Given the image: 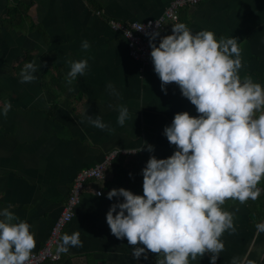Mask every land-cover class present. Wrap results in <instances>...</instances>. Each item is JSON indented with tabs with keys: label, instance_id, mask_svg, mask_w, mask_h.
<instances>
[{
	"label": "crops",
	"instance_id": "crops-1",
	"mask_svg": "<svg viewBox=\"0 0 264 264\" xmlns=\"http://www.w3.org/2000/svg\"><path fill=\"white\" fill-rule=\"evenodd\" d=\"M170 1L20 0L28 6L27 18L10 26L3 22L7 0H0V108L5 101L12 105L6 117L0 114V209L10 206V211L31 225L36 241L33 251L46 240L80 169L100 162L110 150L129 151L119 153L124 158L121 167L111 165L104 179L117 171L116 178L132 187V173L141 171L150 155L166 158L175 150L163 135L174 114L198 115L174 83L166 86L167 94L161 91L150 55L145 63L133 60L125 38L109 23L154 19ZM177 22L185 23L193 34L210 30L217 41L236 37L242 49L239 75L260 82L257 74L264 76V0H202L183 8ZM171 29L172 25L160 31L154 43L158 45ZM85 40L90 44L87 50L81 48ZM45 55L52 59L49 71ZM70 59H87L89 65L72 82L71 90L66 81ZM27 62L38 64L37 79L21 83L20 71ZM108 84L118 95L106 88ZM118 106L129 111L123 126L117 123ZM84 111L93 119L100 117L112 131L92 126ZM144 141L154 146L153 152L144 148L131 153ZM123 168L127 169L124 175ZM128 185L121 187L139 194ZM112 188L105 180L87 183L61 234L79 232L82 247H70L60 257H69L73 264H155L154 254L134 259L127 239L111 234L106 213L117 199L123 200L107 198ZM95 190L101 195H94ZM226 211L233 214L236 230L221 237L224 250L216 264H232L234 258L237 264H259L264 257V236L248 207L236 202ZM203 260L210 263L209 255L190 264H203Z\"/></svg>",
	"mask_w": 264,
	"mask_h": 264
},
{
	"label": "clouds",
	"instance_id": "clouds-1",
	"mask_svg": "<svg viewBox=\"0 0 264 264\" xmlns=\"http://www.w3.org/2000/svg\"><path fill=\"white\" fill-rule=\"evenodd\" d=\"M145 34L161 91L167 94L166 86L174 83L198 115L174 114L163 129L175 146L172 155L149 156L141 170L143 195L123 187L107 192L109 200H123L110 205L106 222L112 235L127 239L134 259L142 255L147 259L151 252L157 257L155 264H190L207 254L210 264H216L224 250L221 237L236 230L233 214L221 206L226 200L244 204L261 195L257 185L264 178V87L250 76L239 75L242 49L236 37L217 41L212 31L193 34L182 22L172 24L171 34L160 37L158 45L154 43L158 30ZM81 48L89 49V42L82 41ZM67 63L71 90L72 82L89 65L87 59ZM37 71L36 62L25 63L20 82H34ZM106 88L115 93L113 85ZM11 108L5 101L0 114L6 117ZM84 116L92 126L112 131L100 117L93 119L86 111ZM128 119L127 107L118 106L117 123L123 126ZM144 148L154 151L144 141L131 153ZM9 208L0 209V264H28L36 247L31 225ZM256 227L264 232V223ZM70 247H82L79 232L61 236L57 255ZM232 264H237L235 258Z\"/></svg>",
	"mask_w": 264,
	"mask_h": 264
},
{
	"label": "built area",
	"instance_id": "built-area-1",
	"mask_svg": "<svg viewBox=\"0 0 264 264\" xmlns=\"http://www.w3.org/2000/svg\"><path fill=\"white\" fill-rule=\"evenodd\" d=\"M200 1L202 0H171L163 12L154 19L142 22L110 20V27L113 30L119 31L125 38L131 58L137 62L145 63L150 55L149 37L145 33H151L156 30L159 32L163 31L165 27L178 21L180 11L183 8L194 6ZM96 14H100V10H96ZM119 153L129 154V151L110 150L100 162H97L93 166L82 168L75 174L71 181L66 200L59 215L53 222L46 240L40 248L32 251L28 264H44L45 261H56L60 258L61 254L57 255L56 252L57 245L60 242L63 229L74 215V210L79 203L81 193L86 188L88 182L104 180L105 173L110 167L112 160ZM97 192L101 193L100 190H95V193Z\"/></svg>",
	"mask_w": 264,
	"mask_h": 264
},
{
	"label": "trees",
	"instance_id": "trees-1",
	"mask_svg": "<svg viewBox=\"0 0 264 264\" xmlns=\"http://www.w3.org/2000/svg\"><path fill=\"white\" fill-rule=\"evenodd\" d=\"M10 1L11 4L10 6H6V14L4 17L3 22L13 26V25H19L21 23H24V21L27 18V6H24L20 0H7ZM51 57L45 55L43 57V62L46 65V70L49 71V66L51 64ZM261 84V86H264V76H262L261 74H257ZM126 155V154H124ZM123 157L121 154H118L114 157V159L112 160L110 166H119L121 167L122 162H123ZM121 169V168H120ZM127 169L125 170L123 168V175L126 174ZM119 175L117 171L113 172V176L111 179L109 180H105V185L107 187H121L122 184H126L129 183L128 181L124 182L121 181L120 179L116 178V176ZM106 177V176H105ZM123 177V176H122ZM132 180L133 184L132 187L130 185H128L129 187L132 188V190H134L135 192L142 194L143 195V191H142V180H143V176H142V171H135L132 173ZM119 181H116V179ZM257 187H259L260 189H262L261 191V195L258 197L257 200L252 201L251 199H249L246 203H244L248 209H249V213L250 216L252 218V220L254 221V224L257 225L259 223H264V178L261 179L260 183L257 185ZM239 201H235V200H226L225 203L221 206L222 210H226L231 204L236 203ZM262 235L264 236V232H261ZM44 264H73L70 260L69 257H60L58 260L56 261H45ZM203 264H210L208 261L203 260ZM259 264H264V257L262 258V260L259 262Z\"/></svg>",
	"mask_w": 264,
	"mask_h": 264
},
{
	"label": "rangeland",
	"instance_id": "rangeland-1",
	"mask_svg": "<svg viewBox=\"0 0 264 264\" xmlns=\"http://www.w3.org/2000/svg\"><path fill=\"white\" fill-rule=\"evenodd\" d=\"M6 4H7V6H8V5L10 6L11 2H10V1H7Z\"/></svg>",
	"mask_w": 264,
	"mask_h": 264
},
{
	"label": "bare ground",
	"instance_id": "bare-ground-1",
	"mask_svg": "<svg viewBox=\"0 0 264 264\" xmlns=\"http://www.w3.org/2000/svg\"><path fill=\"white\" fill-rule=\"evenodd\" d=\"M31 2V1H30ZM28 7V6H27ZM5 27V26H4ZM25 49V48H24ZM57 70V69H56ZM50 79V78H49ZM65 80V79H64Z\"/></svg>",
	"mask_w": 264,
	"mask_h": 264
}]
</instances>
